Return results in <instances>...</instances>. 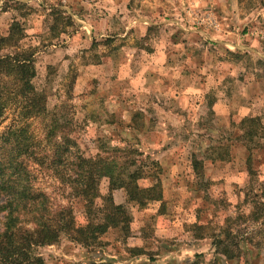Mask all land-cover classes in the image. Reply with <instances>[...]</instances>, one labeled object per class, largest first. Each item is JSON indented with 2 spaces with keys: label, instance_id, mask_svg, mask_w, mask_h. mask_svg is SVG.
<instances>
[{
  "label": "rangeland",
  "instance_id": "374dc122",
  "mask_svg": "<svg viewBox=\"0 0 264 264\" xmlns=\"http://www.w3.org/2000/svg\"><path fill=\"white\" fill-rule=\"evenodd\" d=\"M238 4L240 12L218 13L188 0H0V33L19 20L36 49L34 82L50 113L27 120L30 131L42 139L56 113L74 152L123 160L114 149L132 147L146 172L162 167V197L145 206L102 179L99 193L130 212L129 231L111 228L90 246L63 234L37 249L45 264H264V224L248 216L264 192V130L252 139L242 126L249 116L264 126V0ZM15 118L10 108L0 133ZM33 179L52 206L70 204L87 221L52 170L36 166ZM229 228L244 237L234 259L214 245Z\"/></svg>",
  "mask_w": 264,
  "mask_h": 264
},
{
  "label": "trees",
  "instance_id": "16d2710c",
  "mask_svg": "<svg viewBox=\"0 0 264 264\" xmlns=\"http://www.w3.org/2000/svg\"><path fill=\"white\" fill-rule=\"evenodd\" d=\"M25 36L19 20L11 23L6 34L0 33V120L10 108L16 114L14 123L0 133V219L4 226L0 233V264H45L37 249L56 243L63 234L90 246L111 228L120 227L128 232L132 217L126 205L117 204L111 192L105 197L99 193L104 178L109 180L111 191L125 189L128 201L140 206L162 197L159 178L162 167L156 161V170L146 172L139 158L143 155L140 150L114 149L125 154L123 160L117 155L86 157L78 150L74 152L76 142L65 130L68 122H61L56 113L50 115L42 139L30 131L27 120L44 118L50 112L46 96L34 82L36 49L23 42ZM242 126H249L245 133L252 139L260 135L259 130H264L255 116L244 118ZM193 164L195 170L201 164L195 154ZM36 166L52 170L70 188L71 196L82 202L87 218L84 224L78 221L74 207L52 206L47 193L35 187ZM256 174L251 167L252 179ZM147 177L153 178V184L142 187L140 181ZM98 198H102V203L97 204ZM251 201L253 211L248 216L264 224V192L255 194ZM242 237L243 234L230 228L215 235L217 252L227 259L238 257ZM87 264L116 262L100 260Z\"/></svg>",
  "mask_w": 264,
  "mask_h": 264
},
{
  "label": "crops",
  "instance_id": "0c3cea01",
  "mask_svg": "<svg viewBox=\"0 0 264 264\" xmlns=\"http://www.w3.org/2000/svg\"><path fill=\"white\" fill-rule=\"evenodd\" d=\"M190 3H192V4H196V5H198L199 3H202L203 4V6L205 7V8H212V9H215L218 13H226V12H232V13H234L235 11H242L243 10V8H241V5H239L238 4V1L239 0H200V2H199V0H188ZM234 3H236V4H234ZM244 6V5H243ZM231 7H233V8H231ZM261 7H263L264 8V5H261ZM262 8V9H263ZM249 10H246V12H248ZM238 13V12H237ZM144 22H145V25H150V24H152V22H151V20H144ZM147 26L146 27H144V26H142L141 28L142 29H147ZM231 41H235V40H230V39H227V40H223V41H221V43H223V44H226V45H228V46H233V47H242V48H247L248 47V45L246 44V45H244V44H237V45H230L231 44ZM164 55L162 56H160L161 58H164V63H166V55H165V53H163ZM219 106H216V108H218Z\"/></svg>",
  "mask_w": 264,
  "mask_h": 264
}]
</instances>
